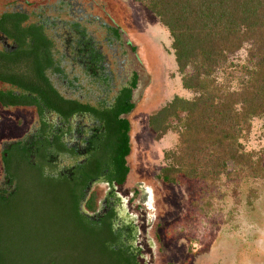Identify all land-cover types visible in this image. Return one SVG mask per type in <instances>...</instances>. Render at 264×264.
Returning <instances> with one entry per match:
<instances>
[{"label":"flooded vegetation","instance_id":"af4514ba","mask_svg":"<svg viewBox=\"0 0 264 264\" xmlns=\"http://www.w3.org/2000/svg\"><path fill=\"white\" fill-rule=\"evenodd\" d=\"M97 7V0H2L0 204L20 207L19 171L43 174L71 189L68 212L79 227L104 235L108 250L128 262L145 264L155 254L159 211L143 180L126 187L129 131L122 184L108 157L117 103L124 90L132 103L138 77L124 76L121 35L102 24ZM96 22L105 29L99 43L89 32ZM26 204L22 210L33 202Z\"/></svg>","mask_w":264,"mask_h":264},{"label":"rangeland","instance_id":"374dc122","mask_svg":"<svg viewBox=\"0 0 264 264\" xmlns=\"http://www.w3.org/2000/svg\"><path fill=\"white\" fill-rule=\"evenodd\" d=\"M97 2L102 5L97 7L102 24L116 27L121 35L124 76L136 73L138 77L132 100L134 109L125 116L130 127V174L126 187L143 180L152 190L159 211L152 232L157 237L155 254L145 264H264L262 180L222 178L212 188L203 181L183 177L173 186L157 181L165 166L163 153L175 146L177 136L170 133L156 141L148 128V117L173 95L188 97L190 93L181 88L171 39L152 13L131 0ZM102 24L96 22L89 29L98 43L105 30ZM242 53L236 54L238 59ZM262 133L261 121L255 119L242 143L264 164ZM18 178L30 185L26 188L27 197H17L16 203L24 208L33 201L34 216L29 220L32 225L22 230L23 220L0 206V260L23 263L33 251L46 262L53 254L67 264H122L116 254L106 249L104 235L87 233L71 220L68 205L73 193L69 187L28 181L23 171L18 172ZM250 188L257 191L258 197L248 205Z\"/></svg>","mask_w":264,"mask_h":264},{"label":"trees","instance_id":"16d2710c","mask_svg":"<svg viewBox=\"0 0 264 264\" xmlns=\"http://www.w3.org/2000/svg\"><path fill=\"white\" fill-rule=\"evenodd\" d=\"M131 1L152 13L168 34L181 88L190 93L188 97L173 95L148 117L147 125L156 141L170 133L177 136L175 146L163 153L165 166L157 179L173 186L183 177L203 181L211 188L222 178L264 182L263 159L246 151L242 143L255 119L261 121L264 136V0ZM239 52H243L240 59L236 56ZM135 83L134 78L132 86ZM130 99V90H124L113 120L115 148L108 154L119 184L128 172L125 158L129 154V123L119 116L133 110ZM22 171L28 181L60 184L51 183L43 174ZM21 183L25 186L18 197H27L30 184L25 180ZM257 197V191L250 188L247 204ZM0 206L23 220L20 229L32 225L29 220H33L34 204L28 210ZM68 215L71 220L77 217ZM82 228L98 233L86 224ZM30 252L27 261L18 264H67L52 253L46 262L36 256L40 253ZM117 257L122 264H132L122 254ZM21 258H25L22 253ZM0 264L11 261L1 259Z\"/></svg>","mask_w":264,"mask_h":264}]
</instances>
